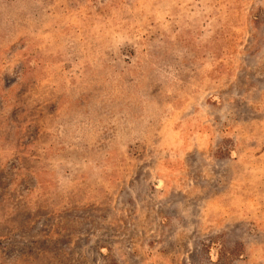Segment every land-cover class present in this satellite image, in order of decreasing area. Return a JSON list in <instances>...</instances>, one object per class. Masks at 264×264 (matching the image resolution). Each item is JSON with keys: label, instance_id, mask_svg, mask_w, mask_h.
<instances>
[{"label": "rangeland", "instance_id": "1", "mask_svg": "<svg viewBox=\"0 0 264 264\" xmlns=\"http://www.w3.org/2000/svg\"><path fill=\"white\" fill-rule=\"evenodd\" d=\"M0 264H264V0H0Z\"/></svg>", "mask_w": 264, "mask_h": 264}]
</instances>
